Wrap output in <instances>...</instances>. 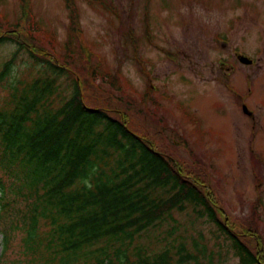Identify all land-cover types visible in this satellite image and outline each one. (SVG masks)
Masks as SVG:
<instances>
[{
	"label": "trees",
	"instance_id": "trees-1",
	"mask_svg": "<svg viewBox=\"0 0 264 264\" xmlns=\"http://www.w3.org/2000/svg\"><path fill=\"white\" fill-rule=\"evenodd\" d=\"M63 2L64 55L55 52L54 33L32 26L30 0H19L14 30H4L0 15V45L15 48L0 65V264L16 234L24 264L211 263L213 253L197 242L196 253L180 244L171 255L168 248L147 253L136 241L186 208L211 225L215 241L228 243L238 264H264L257 212L248 225L224 220L211 182L183 169L176 145H165L160 125L119 93L118 78L100 79L110 86L100 91L102 68L91 65L75 0ZM40 32L50 40L40 42ZM22 53L30 65L15 75Z\"/></svg>",
	"mask_w": 264,
	"mask_h": 264
},
{
	"label": "rangeland",
	"instance_id": "rangeland-1",
	"mask_svg": "<svg viewBox=\"0 0 264 264\" xmlns=\"http://www.w3.org/2000/svg\"><path fill=\"white\" fill-rule=\"evenodd\" d=\"M104 1L114 10L94 0H75L83 39L95 56L91 65L100 62L102 68L96 83L102 78L108 82L110 76L120 84L126 81L137 95L135 101L147 86L152 88L141 107L151 118L167 111L165 144L178 141L180 134L188 140L208 167L221 204L239 224L248 225L259 201L256 212L264 237V0ZM31 2L36 20L55 34L56 50L64 55L69 12L63 0ZM0 12L13 21L19 15L18 0H0ZM14 49L10 43L0 45V64ZM238 56L252 63H242ZM29 65L22 53L14 74ZM100 87L107 91L108 84ZM243 107L250 116L243 114ZM183 158L185 171L204 175V164L199 168L192 158ZM156 228L136 238L147 253L168 248L172 255L180 244L196 253L192 241L200 240L198 247L214 255L208 264H238L228 243L223 238L215 241L213 228L196 220L190 208L172 212ZM16 236L2 264H24ZM3 248L0 232V255Z\"/></svg>",
	"mask_w": 264,
	"mask_h": 264
}]
</instances>
